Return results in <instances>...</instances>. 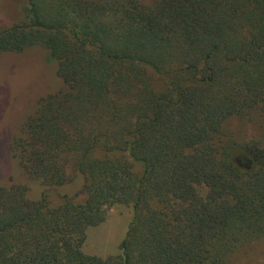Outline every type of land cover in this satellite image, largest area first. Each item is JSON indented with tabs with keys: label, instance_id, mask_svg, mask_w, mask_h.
<instances>
[{
	"label": "trees",
	"instance_id": "obj_1",
	"mask_svg": "<svg viewBox=\"0 0 264 264\" xmlns=\"http://www.w3.org/2000/svg\"><path fill=\"white\" fill-rule=\"evenodd\" d=\"M24 11L0 30V54L40 45L62 88L12 141L45 187L34 198L0 179V264H228L264 240V135L215 146L228 117H264V0H26ZM77 175L81 189L51 205L45 192ZM115 203L133 210L119 252L86 254V229Z\"/></svg>",
	"mask_w": 264,
	"mask_h": 264
},
{
	"label": "rangeland",
	"instance_id": "obj_2",
	"mask_svg": "<svg viewBox=\"0 0 264 264\" xmlns=\"http://www.w3.org/2000/svg\"><path fill=\"white\" fill-rule=\"evenodd\" d=\"M150 3L153 0H140ZM26 0H0V30L14 23L24 22ZM153 84L159 88L162 81L153 76ZM56 75V64L40 45L27 48L23 53L3 52L0 54V179L13 177L14 182L26 183L30 196L38 197L44 185L28 178L16 158L11 157V145L15 137L26 135L22 125L27 117L35 113L39 100L55 94L61 86ZM264 135V117L257 113L252 116H230L223 122L221 133L215 139L220 147L230 141L244 143L258 140ZM95 155L103 156V151L95 150ZM110 155H119L112 153ZM133 170L140 174L142 165L134 163ZM82 187V177L77 175L72 182L55 189H49L47 200L51 205L63 201L62 195L73 196ZM203 189V188H202ZM200 189V190H202ZM83 195L74 197V202H82ZM133 216L131 205L115 203L106 210L102 223L86 229L82 250L86 254L108 256L119 252L118 245L125 236ZM228 264H264V240L240 246L228 258Z\"/></svg>",
	"mask_w": 264,
	"mask_h": 264
}]
</instances>
